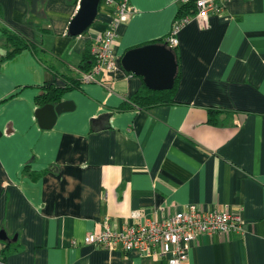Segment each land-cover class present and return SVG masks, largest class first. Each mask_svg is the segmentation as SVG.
<instances>
[{
    "label": "crops",
    "instance_id": "obj_1",
    "mask_svg": "<svg viewBox=\"0 0 264 264\" xmlns=\"http://www.w3.org/2000/svg\"><path fill=\"white\" fill-rule=\"evenodd\" d=\"M117 27V68L61 101L72 110L41 129L43 87L78 78L84 55L113 17L103 1L82 35L67 33L74 0H0V24L37 47L0 64V256L7 264H166L83 243L105 218L116 229L138 213L160 219L188 205L238 213L243 235L200 236L185 264H264V0H229L202 26L178 33L175 104L118 112L142 86L125 52L169 34L180 0H128ZM0 32V56L3 54ZM230 112L219 126L207 110ZM94 121H97L94 123Z\"/></svg>",
    "mask_w": 264,
    "mask_h": 264
},
{
    "label": "built area",
    "instance_id": "obj_2",
    "mask_svg": "<svg viewBox=\"0 0 264 264\" xmlns=\"http://www.w3.org/2000/svg\"><path fill=\"white\" fill-rule=\"evenodd\" d=\"M102 1L113 5L114 14L111 22L91 48V54L95 58L93 69L90 73L80 72L79 78L82 83H96L109 90L107 83L100 81L97 76L102 72L111 74L117 68L114 41L117 27L125 23L130 15V7L128 0ZM228 1L180 0V5L193 2L196 8L193 18L206 27L209 16L222 12ZM189 19L173 22L165 38L166 48L177 47L178 33ZM130 218L132 221L122 225L120 229H116L111 220L105 218L101 229L87 234L83 243L95 249L120 251L124 254L136 253L143 257L161 259L166 264H185L190 247L200 236L244 234L238 213L232 211L229 206H224L222 209H207L188 205L185 210L165 215L160 219L141 221L138 213H133Z\"/></svg>",
    "mask_w": 264,
    "mask_h": 264
},
{
    "label": "trees",
    "instance_id": "obj_3",
    "mask_svg": "<svg viewBox=\"0 0 264 264\" xmlns=\"http://www.w3.org/2000/svg\"><path fill=\"white\" fill-rule=\"evenodd\" d=\"M79 0H74L75 4H78ZM196 8L193 2H189L183 5H180L176 18V20H183L191 18L195 15ZM0 32L2 34V50L3 54L0 56V64L4 61L10 60L14 58L16 55L20 54L24 50L31 51L36 53L37 47L35 44L27 40L25 37L20 35L19 33L13 31L12 29L3 26L0 24ZM152 44L158 45H166L165 38L157 40ZM150 45V44H149ZM172 51L175 57V62L177 64L176 75L174 77L173 86L170 90L163 91H153L149 90L144 83H142L141 88L130 98L125 100L116 111L118 112H126L132 110L139 111H148L153 108L169 106L175 104V93L178 88V84L180 81V59L177 53V47L169 49ZM95 65V58L91 54V50H89L83 57L82 62L80 64V70L83 73H90ZM64 85L56 86L54 84H50L43 87V93L36 98V103L38 107H43L45 105H56L59 103L63 97V95L72 90L80 89V86L83 84L80 78H67L63 77ZM143 82V80H142ZM230 112H225L217 109H209L207 110V123L211 126H219L224 124L229 117H231ZM97 121H94V123ZM19 249V245L17 244H5L1 251L0 256V264H7V257L12 253Z\"/></svg>",
    "mask_w": 264,
    "mask_h": 264
},
{
    "label": "water",
    "instance_id": "obj_4",
    "mask_svg": "<svg viewBox=\"0 0 264 264\" xmlns=\"http://www.w3.org/2000/svg\"><path fill=\"white\" fill-rule=\"evenodd\" d=\"M102 0H79L78 9L70 20L67 33L77 37L85 33L96 20ZM124 71L141 77L144 85L153 91L170 90L176 75L174 54L165 45L150 44L129 50L121 58ZM70 102L60 101L56 105H45L35 111L38 125L49 130L59 115L71 111ZM1 239L6 240L4 234Z\"/></svg>",
    "mask_w": 264,
    "mask_h": 264
}]
</instances>
